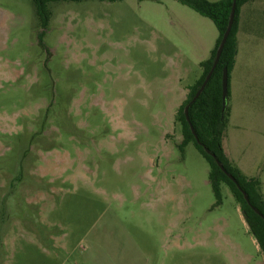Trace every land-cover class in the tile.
Listing matches in <instances>:
<instances>
[{"label": "rangeland", "instance_id": "374dc122", "mask_svg": "<svg viewBox=\"0 0 264 264\" xmlns=\"http://www.w3.org/2000/svg\"><path fill=\"white\" fill-rule=\"evenodd\" d=\"M44 5L45 25L37 0H0V264H264L228 186L216 204L179 147L213 22L177 0ZM244 7L264 120V0Z\"/></svg>", "mask_w": 264, "mask_h": 264}, {"label": "trees", "instance_id": "16d2710c", "mask_svg": "<svg viewBox=\"0 0 264 264\" xmlns=\"http://www.w3.org/2000/svg\"><path fill=\"white\" fill-rule=\"evenodd\" d=\"M78 1V0H72ZM119 1V0H107ZM182 4L188 5L200 15L209 18L218 30V36L210 56L201 61L200 65L203 72L197 82L189 88L186 99L179 106L177 111V119L181 125L182 139L180 149L192 142L196 149L203 155L209 164L208 182L216 199V204L221 203V186L225 184L230 189L236 202L245 212V220L249 225L252 234L255 236L261 251L264 254V194L261 191V182L257 177H248L232 163L226 156L222 138L226 127L229 106L222 115V88L221 77L224 67L228 71V96H229V76L234 65V59L237 48V32L239 29V14L243 4L250 0H236L235 15L230 33L227 37L219 61L208 80L205 88L200 95L191 102L196 91L202 84L206 74L212 66L216 49L221 41L223 33L227 27L231 5L233 0H177ZM45 0H37V14L42 23L45 25L49 18V12L45 9ZM188 106V117L193 126L197 140L186 119L184 108ZM204 147L211 152L208 154ZM211 154H214L223 164L225 170L231 173L240 185L239 189L234 181H232L226 173L217 165ZM242 191L248 196L249 203L245 200ZM257 208L263 215L260 216L253 208Z\"/></svg>", "mask_w": 264, "mask_h": 264}, {"label": "crops", "instance_id": "0c3cea01", "mask_svg": "<svg viewBox=\"0 0 264 264\" xmlns=\"http://www.w3.org/2000/svg\"><path fill=\"white\" fill-rule=\"evenodd\" d=\"M246 3L240 8L237 48L234 65L229 76V115L223 132L222 145L229 160L238 166L243 174L248 177H254L252 174H248L246 172L244 168L245 165L241 164V161L244 163V161L248 160L249 162L254 163L257 160L258 149L256 148L253 150L251 147L253 144H256V147L259 145L264 147V120L256 109L259 98L258 85H256L255 93L253 88L254 74L246 68V63H248L249 60L245 57V51V58L241 57V49L243 48L241 34L244 30H246L243 24L242 10L245 8L244 6ZM213 47L211 46L209 48L210 53ZM204 48H206V44L204 45ZM246 90H248V92H246ZM242 154H245L243 158ZM257 178L261 182V187L264 186L263 171L258 173Z\"/></svg>", "mask_w": 264, "mask_h": 264}, {"label": "water", "instance_id": "95a60500", "mask_svg": "<svg viewBox=\"0 0 264 264\" xmlns=\"http://www.w3.org/2000/svg\"><path fill=\"white\" fill-rule=\"evenodd\" d=\"M235 7H236V0H233L232 1V5H231V10H230V14H229V19H228V24H227V27L223 33V36L221 38V41L216 49V53H215V57H214V60L212 62V66L210 68V70L208 71V73L206 74L202 84L200 85V87L198 88V90L196 91L195 95L193 96L191 102H193L199 95L200 93L203 91V89L205 88L208 80L210 79L218 61H219V58H220V55H221V52L223 50V47L225 45V42L227 40V37L230 33V30H231V27H232V24H233V20H234V15H235ZM221 88H222V94H221V100H222V108H221V113L222 115L224 114V112L226 111V108H227V105H228V71H227V68L224 67L223 70H222V77H221ZM188 106L187 105L185 108H184V112H185V116H186V119L190 125V128L197 140V136H196V133H195V130L193 128V126L191 125L190 123V120H189V117H188ZM198 141V140H197ZM205 151L210 154L211 152L209 151L208 148L204 147ZM213 156V158L215 159L217 165L226 173V175L232 180L235 182V184L237 185V187L239 189L240 188V185L238 184L237 180L234 178V176L231 174V173H228L223 164L218 160V158L214 155V154H211ZM243 193V196L245 198V200L249 203V199H248V196L247 194L245 193V191H242ZM253 210L258 213L260 216H263L259 210L257 208H254L252 207ZM243 216L245 218V212L243 211Z\"/></svg>", "mask_w": 264, "mask_h": 264}]
</instances>
